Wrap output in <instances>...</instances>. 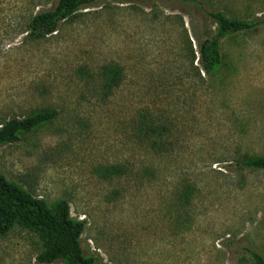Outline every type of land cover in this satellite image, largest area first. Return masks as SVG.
Returning <instances> with one entry per match:
<instances>
[{
    "label": "rangeland",
    "instance_id": "rangeland-1",
    "mask_svg": "<svg viewBox=\"0 0 264 264\" xmlns=\"http://www.w3.org/2000/svg\"><path fill=\"white\" fill-rule=\"evenodd\" d=\"M57 1L0 0V124L58 113L0 146V174L49 209L66 201L98 264L264 260V170L238 164L264 157V0H98L52 36L25 38ZM210 10L255 25L220 40L208 76L195 36L213 32ZM108 65L123 77L105 97ZM143 112L167 131L155 147L135 129ZM42 249L15 226L0 264H38Z\"/></svg>",
    "mask_w": 264,
    "mask_h": 264
},
{
    "label": "trees",
    "instance_id": "trees-1",
    "mask_svg": "<svg viewBox=\"0 0 264 264\" xmlns=\"http://www.w3.org/2000/svg\"><path fill=\"white\" fill-rule=\"evenodd\" d=\"M98 0H58L53 8L34 13L25 28V38L43 40L57 33L61 23L75 16ZM189 1L200 6L197 0ZM214 30L207 29L198 43V63L205 75L221 66L222 55L220 40L229 35L251 30L255 23L227 17L223 12L206 11ZM122 69L117 65H108L101 72V91L105 97L110 96L122 81ZM54 109L32 113L23 118H10L0 124V146L16 143L21 134L30 133L38 127L50 123L57 117ZM136 131L139 137L155 147L166 134L165 127L155 124L149 113L139 115ZM253 170H264V157H244L238 161ZM112 174H120L121 168L114 167ZM185 192H190L187 188ZM18 226L33 233L42 243L43 249L36 256L38 264H98L94 258L85 255L80 245V236L84 223L70 215L69 204L60 200L51 209L45 203L30 195L20 186L6 180L0 174V237ZM252 264H264V260L251 252Z\"/></svg>",
    "mask_w": 264,
    "mask_h": 264
}]
</instances>
